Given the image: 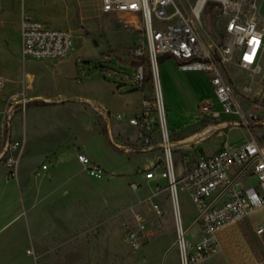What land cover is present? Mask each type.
<instances>
[{
    "label": "rangeland",
    "instance_id": "rangeland-1",
    "mask_svg": "<svg viewBox=\"0 0 264 264\" xmlns=\"http://www.w3.org/2000/svg\"><path fill=\"white\" fill-rule=\"evenodd\" d=\"M175 1L187 12L196 0ZM241 2L247 11V1ZM221 10L220 3L209 0L202 17L205 33L217 41L223 39ZM255 12L264 20V0H257ZM26 16L70 30L75 43L70 57L23 59L20 32ZM143 34L141 19L103 13L99 0H2L0 75L5 84L0 89V132L11 131L12 120L13 138L22 132V113L16 103L26 97L29 110L38 108L29 119L28 130L41 171L43 164L49 167L48 172L55 165L43 154L58 147L60 151L81 147L107 173L103 179H95L71 160L61 165L54 179L37 173L36 181L44 184L38 192L34 187L30 193H21L15 181H8L6 167L0 165V264H163L166 259L167 264H181L177 220L167 180H142L139 168L148 164V155L125 154L109 141L111 136L119 141V132L133 137L134 129L115 118L105 122L95 112L94 104L87 102L102 105L112 115L136 111L142 91L130 86L134 71L128 51L144 41ZM261 65L259 74L229 68L238 92L249 87L244 97L254 103V112L264 108V56ZM159 69L172 133L173 121L179 125L195 121L199 104L211 93L209 79L199 71L179 70L171 58L160 59ZM120 72H124L128 86L118 87ZM239 99L242 102L241 93ZM174 154L179 178L182 155ZM74 174L76 181L85 184V190L64 196L63 187L57 184L71 178L73 185ZM133 181L142 187L132 189ZM177 194L184 227H193L187 239L197 241L200 227L193 222L199 210L181 182ZM153 204L160 206L161 215L154 211ZM133 212L140 213L147 224V239L137 252L123 238L124 224L132 220ZM259 212L264 215V206ZM36 251L41 253L39 258Z\"/></svg>",
    "mask_w": 264,
    "mask_h": 264
},
{
    "label": "built area",
    "instance_id": "built-area-1",
    "mask_svg": "<svg viewBox=\"0 0 264 264\" xmlns=\"http://www.w3.org/2000/svg\"><path fill=\"white\" fill-rule=\"evenodd\" d=\"M208 1L196 0L191 9L184 12L175 0H99L103 13L129 14L144 24V41L128 51L133 59L129 64L134 71L129 78L130 86L141 90L142 98L139 109L130 114L118 112L112 115L102 105H94V108L107 123L115 118L136 128L140 146L130 147L112 139L116 148L125 152L162 150V160L139 169L146 180L166 179L171 193L181 182L190 192L199 210L196 221L200 234L197 241H190L187 234L192 227L180 225L177 228V246L184 248L181 264L199 263L211 256L217 250L216 233L222 226L240 221L264 205V144L251 126L254 113L247 112L239 99V93L244 97L250 89L244 86L238 92L228 70L229 65H234L251 74L261 73L264 20L255 12L257 0H245L247 11L242 8L241 1L244 0H213L220 3L224 20L223 39L217 41L206 34L202 26ZM20 38L23 59L61 60L70 56L75 47L70 30L47 26L29 16L21 21ZM167 58L173 59L181 71H199L207 75L213 98H205L199 105V118L203 122L221 120L226 126L246 127L250 132L249 140L242 145H224L211 155H182L179 178L159 69L160 59ZM123 73L120 72L118 87L129 85ZM4 84L5 78L0 75V89ZM29 102L26 97L17 101L21 113L26 112ZM223 115L235 118L224 119ZM22 146V141L14 139L10 131L0 132V162L6 167L9 180L19 175ZM77 158L89 176L95 179L106 176L105 169L85 153L79 152ZM46 167V164L42 166L43 169ZM249 177L257 179L256 185L246 183ZM130 185L134 190L142 186L138 181ZM153 209L162 214L159 205L153 204ZM263 230L264 226H261L258 232ZM147 236L144 218L133 212V221L124 224V241L137 252L143 248Z\"/></svg>",
    "mask_w": 264,
    "mask_h": 264
},
{
    "label": "crops",
    "instance_id": "crops-1",
    "mask_svg": "<svg viewBox=\"0 0 264 264\" xmlns=\"http://www.w3.org/2000/svg\"><path fill=\"white\" fill-rule=\"evenodd\" d=\"M74 64L76 67V62H74ZM230 67L240 70L234 65H229L228 70ZM210 89H211V93L206 98H213V92L211 86ZM38 96L39 95H37V97ZM87 102L92 103L94 105H99L91 101H87ZM242 104L247 112L254 113L255 116L253 117L251 126L254 133L260 138L261 142L264 144V108H260L257 112H254L253 111L254 103L248 102V100L245 97H243ZM139 107L140 105H138L137 109H139ZM37 109L38 108H30V110L28 109L29 111L26 110L27 112V113L25 112L26 114L22 113V132L16 135V137H14V139L21 140L23 143L18 160L19 175L17 179L12 180L17 183L18 189L21 193H23V191L30 193L32 192L31 189H33L34 187L38 189L37 190L38 192L44 187V184L36 181L37 173L40 174L44 172L43 173L44 176H48L54 179L61 165L67 164L71 160L75 161V163L80 167V171L83 172L85 171L84 166L78 161L77 158L79 152L85 153V151H82L81 147H78L77 149L70 151H67L69 148L65 151L64 149L60 151V148L58 147L49 153L43 154V156L45 157L52 158L55 161V165L52 171L50 172H48L49 169L48 166L45 169L42 168L43 171L40 170L39 164L38 162H36V151L33 147V143H32L33 140L32 138H30V132L28 130L29 119L31 120L33 115L36 113ZM226 116H230V115H226ZM223 118L225 119V116ZM197 119L201 120L199 118V106H198V111L195 114V121L191 125L189 123L179 125L178 123L173 121L172 123L173 132L171 133L172 134L171 141L173 144V149L174 151H176V154H178V152H181V155L184 154H189L192 156H196L199 154L211 155L222 149L224 145L239 146L245 143L246 141H248L250 138V132L246 127L226 126L224 122L221 120H218L217 122H203L202 120L201 122H197ZM227 119H232V118H227ZM117 122L123 123L124 121H117ZM12 123L13 120L11 122V131H10L13 135ZM202 123H206V124L202 125ZM127 125L134 129L133 137L129 135H124L119 132L117 134L119 142L128 145L130 147L138 148L141 142L138 139L137 130L134 126H131L128 123ZM111 135L113 134L110 131V136ZM112 139H114V136H111V139H109L111 144H113ZM118 150L122 151L125 154H132V153H142L145 155L147 154L148 155L147 160L149 161L148 164L150 162L163 159V154L161 149H157L156 151L153 152H125L121 149ZM0 165H2L4 169V164L0 162ZM144 165L147 164L144 163L143 165L140 166L139 169H141ZM181 166H182V162L180 163V170H181ZM72 178L75 182L73 183V185L70 184L71 178L66 179V181H63L61 184H57V187H63L64 196L70 195L71 191L81 192L85 190V184L84 183L81 184L80 181L78 180L76 181V174H74ZM141 179L146 181V179L142 175H141ZM147 181L149 182V180ZM246 183L249 185H256L257 179L255 177H249L247 178ZM132 221H133V216L130 222ZM195 222L196 221H194L193 223ZM261 226H264V215L260 214L259 208L252 211L248 217L240 221H232L225 224L216 233L217 242H218L217 250L205 260L195 264H264V230L261 233L258 232V229ZM36 253H37L36 258H39L41 253L39 254L37 251ZM166 262L167 259L163 264H167ZM37 263L39 264V262ZM45 264H49V263H45Z\"/></svg>",
    "mask_w": 264,
    "mask_h": 264
},
{
    "label": "bare ground",
    "instance_id": "bare-ground-1",
    "mask_svg": "<svg viewBox=\"0 0 264 264\" xmlns=\"http://www.w3.org/2000/svg\"><path fill=\"white\" fill-rule=\"evenodd\" d=\"M38 98H45V97L40 95V96H38ZM172 202H173V207H174L175 216H176V220H177V227H180V225H182V227H184V221L181 217V213H180V209H179L177 189H174L172 192ZM216 239H217V236H216ZM180 250H181V254H182V252L184 251L183 246H180Z\"/></svg>",
    "mask_w": 264,
    "mask_h": 264
},
{
    "label": "water",
    "instance_id": "water-1",
    "mask_svg": "<svg viewBox=\"0 0 264 264\" xmlns=\"http://www.w3.org/2000/svg\"><path fill=\"white\" fill-rule=\"evenodd\" d=\"M197 223V221L195 222V224Z\"/></svg>",
    "mask_w": 264,
    "mask_h": 264
}]
</instances>
